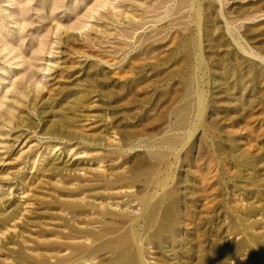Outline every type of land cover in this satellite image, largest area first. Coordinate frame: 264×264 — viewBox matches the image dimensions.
Instances as JSON below:
<instances>
[{
    "label": "rangeland",
    "instance_id": "1",
    "mask_svg": "<svg viewBox=\"0 0 264 264\" xmlns=\"http://www.w3.org/2000/svg\"><path fill=\"white\" fill-rule=\"evenodd\" d=\"M117 237L264 264V0H0V264Z\"/></svg>",
    "mask_w": 264,
    "mask_h": 264
},
{
    "label": "bare ground",
    "instance_id": "2",
    "mask_svg": "<svg viewBox=\"0 0 264 264\" xmlns=\"http://www.w3.org/2000/svg\"><path fill=\"white\" fill-rule=\"evenodd\" d=\"M10 199V198H9ZM103 204V203H102ZM104 212H105V210H103ZM103 213V212H102ZM107 213V212H106ZM113 213V212H112ZM124 213V212H123ZM103 214H105V213H103ZM154 214H157V212H156V208H155V210H152V212L149 214V220H150V218H153L154 217ZM108 215V214H107ZM109 215H111V214H109ZM122 215V214H121ZM160 215V214H159ZM113 216H115V214L113 215ZM116 216H118L117 214H116ZM126 218V217H125ZM123 219V218H122ZM128 219H129V217H128ZM161 222L159 223V226H158V235H160V233L162 232V230H163V227H164V222H165V211L164 212H162L161 213ZM119 220V219H118ZM157 221V220H156ZM149 223H150V221H149ZM110 225V224H109ZM106 227H107V225H106ZM110 227H111V225L109 226V230H110ZM113 228H114V226H113ZM107 229V228H106ZM114 229H116V228H114ZM111 232V231H110ZM157 232V231H156ZM93 233V232H92ZM91 233V234H92ZM95 233V235H94V237H100L101 235V233H96V232H94ZM119 236V235H118ZM125 238V237H124ZM124 238H122V237H117V239H114L113 238V240L111 239V241H109L108 243H107V246L109 247V248H112V249H114V250H117L118 252V258H119V260L121 259V264H132V259L135 257H133L132 256V254H131V252L129 251L130 249H129V243L124 239ZM127 239V238H126ZM129 241V240H128ZM106 246V247H107ZM131 247V246H130ZM113 250V251H114ZM116 255V256H117Z\"/></svg>",
    "mask_w": 264,
    "mask_h": 264
}]
</instances>
